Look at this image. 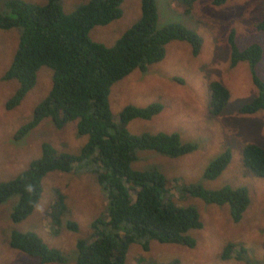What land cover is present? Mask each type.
Here are the masks:
<instances>
[{"label":"trees","instance_id":"1","mask_svg":"<svg viewBox=\"0 0 264 264\" xmlns=\"http://www.w3.org/2000/svg\"><path fill=\"white\" fill-rule=\"evenodd\" d=\"M124 0H87L71 12H64L60 0L34 3L25 0H0V28L19 29L18 43L4 80L15 79L14 93L6 101L7 109L17 106L34 86L37 72L42 66L52 70L51 88L35 105L32 118L14 133L23 138L43 119H51L54 126L62 128L76 120L79 135L86 141L78 153L58 152L48 141L41 144V155L15 177L0 182V203L16 196L10 214L17 223L34 209L42 195L44 177L53 171L88 172L104 189L107 197L105 215L96 217L90 237L79 239L74 264H126L125 257L131 243H140L147 250L151 241L178 243L194 247L196 241L190 231L202 228L199 212L190 205L178 204L180 196L190 194L207 203L228 204L230 217L237 222L250 202L244 186L224 185L218 189H204L200 185L173 186L170 178L155 166L134 169L138 151H156L169 157L186 154L195 148L183 142L178 133L148 132L139 134L126 129L135 118L150 119L161 111L158 102L143 107L125 106L114 119L109 106L111 86L135 69L145 71L148 65L165 55V46L173 40H186L193 55L200 50L199 35L181 23L157 26L156 0H141L140 16L112 45L94 41L89 31L96 25H105L122 16ZM185 14H190L197 0H178ZM226 0H212L221 5ZM264 32V17L255 24ZM230 65L240 61L248 63L256 95L239 107V111L252 114L264 111V79L255 71L262 57V45L252 42L239 48L234 32L229 34ZM208 112L221 114L230 94L218 81L209 85ZM225 150L205 169L206 178H214L230 160ZM244 166L255 176L264 177V147L247 143L242 150ZM54 202L49 215L53 228L58 231L66 212L63 193L54 189ZM66 227L77 229V224L67 221ZM10 247L17 249L39 263L63 262L65 257L56 248L47 246L34 232L12 229ZM231 244L226 246L225 257L230 256ZM151 264H160L153 262ZM167 264H178L177 260Z\"/></svg>","mask_w":264,"mask_h":264},{"label":"rangeland","instance_id":"2","mask_svg":"<svg viewBox=\"0 0 264 264\" xmlns=\"http://www.w3.org/2000/svg\"><path fill=\"white\" fill-rule=\"evenodd\" d=\"M44 3L45 0H25ZM87 0H60L64 12H71ZM141 0H124L122 16L105 25H96L89 31L92 40L112 45L140 16ZM157 26L181 23L194 30L201 45L197 55L191 52L186 40H173L165 46V55L158 62L148 65L145 71L135 69L115 82L109 92V106L115 120L127 105L143 107L158 102L160 112L150 119L135 118L126 129L139 134L144 131L176 132L183 142L195 144V148L183 155L169 157L156 151H138L134 169L155 166L170 178L173 186L200 185L204 189H218L224 185L244 186L250 202L239 221L230 217L226 204L207 203L190 194L180 196L175 192L178 204L190 205L199 212L202 228L193 229L194 247L178 243L151 241L147 250L140 243L128 247L126 264H160L177 260L178 264H264V177L253 175L243 164L242 150L247 143L264 147V111L245 114L239 107L257 93L250 67L240 61L230 65L229 34L239 48L252 42L262 45V57L255 66L256 74L264 79V32L255 28L264 17V0H226L213 5L212 0H197L190 14H185L178 0H156ZM19 29L0 28V182L15 177L29 162L38 158L41 144L51 143L58 152L78 153L87 136L79 135L76 120L62 128L54 126L51 119H43L23 138L15 139L16 130L32 118L34 107L51 88L52 70L42 66L37 72L34 86L21 102L10 109L6 101L14 93L15 79L4 80L18 43ZM213 81L223 84L230 97L226 107L217 116L208 112L209 85ZM230 151V160L220 174L206 178L208 164ZM42 195L29 215L17 223L11 221V212L17 197L0 203V264H41L17 249L10 247L12 229L31 231L49 247L62 252L63 262L44 264H74L76 244L79 239L90 237L92 221L104 216L107 197L103 188L88 172L48 173L42 182ZM64 195L66 212L61 227L53 228L49 215L55 201L54 189ZM67 221L77 224L76 230L66 227ZM232 245L230 256L224 251Z\"/></svg>","mask_w":264,"mask_h":264}]
</instances>
